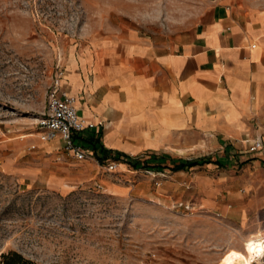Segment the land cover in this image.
Segmentation results:
<instances>
[{
    "label": "rangeland",
    "instance_id": "obj_1",
    "mask_svg": "<svg viewBox=\"0 0 264 264\" xmlns=\"http://www.w3.org/2000/svg\"><path fill=\"white\" fill-rule=\"evenodd\" d=\"M211 2L0 0V264L13 253L33 264H219L243 240L264 238V186L247 181L252 152L234 158L207 141L183 155L110 150L104 159L119 164L109 172L37 134L71 56L102 44L120 59L132 41L172 51ZM178 163L181 177L168 171Z\"/></svg>",
    "mask_w": 264,
    "mask_h": 264
},
{
    "label": "crops",
    "instance_id": "obj_2",
    "mask_svg": "<svg viewBox=\"0 0 264 264\" xmlns=\"http://www.w3.org/2000/svg\"><path fill=\"white\" fill-rule=\"evenodd\" d=\"M108 51L97 44L71 56L61 81L79 115L95 124L97 151L183 155L207 141L238 158L249 153L246 137L264 143V7L212 0L172 51L142 41L126 45L120 59ZM251 157L247 181L264 186V148Z\"/></svg>",
    "mask_w": 264,
    "mask_h": 264
},
{
    "label": "built area",
    "instance_id": "obj_3",
    "mask_svg": "<svg viewBox=\"0 0 264 264\" xmlns=\"http://www.w3.org/2000/svg\"><path fill=\"white\" fill-rule=\"evenodd\" d=\"M64 76L63 66H58L49 86L43 112L37 118L38 138L42 142L57 141L62 151L76 161H85L94 158L93 151L84 143V138L95 124L85 121L78 113L75 106L76 98L62 88ZM248 151L254 152L264 148L260 137L250 139L246 137ZM132 155V154H131ZM101 162L105 170L115 171L117 160L96 159Z\"/></svg>",
    "mask_w": 264,
    "mask_h": 264
},
{
    "label": "bare ground",
    "instance_id": "obj_4",
    "mask_svg": "<svg viewBox=\"0 0 264 264\" xmlns=\"http://www.w3.org/2000/svg\"><path fill=\"white\" fill-rule=\"evenodd\" d=\"M76 106V101H75ZM85 121H89L82 117ZM264 253V238H249L243 240L242 251H229L219 264H255Z\"/></svg>",
    "mask_w": 264,
    "mask_h": 264
},
{
    "label": "trees",
    "instance_id": "obj_5",
    "mask_svg": "<svg viewBox=\"0 0 264 264\" xmlns=\"http://www.w3.org/2000/svg\"><path fill=\"white\" fill-rule=\"evenodd\" d=\"M91 132L92 131L87 133L86 137L84 138V141H85L84 143L87 147L91 148L94 151V154H96L98 158L104 159L108 155L110 150L106 148H101L99 151H97L96 142L93 140V137L91 136ZM134 163L136 164L137 162L134 161ZM194 164L195 162L190 163V165H194ZM184 167H185V164L178 163V164H174L171 169L173 171H178V170H182ZM6 259H7V264H18V261H21V264H33L32 262L28 260H22L20 255L17 253L11 254V256L7 257ZM14 259H17V260H14Z\"/></svg>",
    "mask_w": 264,
    "mask_h": 264
}]
</instances>
